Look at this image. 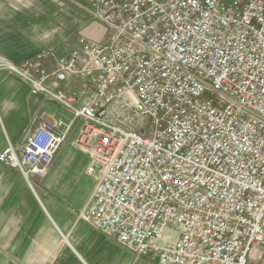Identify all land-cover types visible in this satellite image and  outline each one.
<instances>
[{
  "label": "built area",
  "instance_id": "1",
  "mask_svg": "<svg viewBox=\"0 0 264 264\" xmlns=\"http://www.w3.org/2000/svg\"><path fill=\"white\" fill-rule=\"evenodd\" d=\"M66 59L0 71L71 112L25 131L0 162L44 177L76 120L94 189L79 219L157 264H264V0H85ZM79 82L62 91L59 83ZM171 228L173 243L158 241Z\"/></svg>",
  "mask_w": 264,
  "mask_h": 264
},
{
  "label": "crops",
  "instance_id": "2",
  "mask_svg": "<svg viewBox=\"0 0 264 264\" xmlns=\"http://www.w3.org/2000/svg\"><path fill=\"white\" fill-rule=\"evenodd\" d=\"M80 2V3H79ZM70 11L65 0H0V57L13 63L49 52L66 59L80 38L105 42L110 30ZM84 2V3H83ZM58 90L79 88L70 80ZM71 112L45 94L29 95L26 84L0 71V155L9 145L21 150V133L29 124L68 121ZM82 125L70 136L47 174L26 181L20 171L0 162V264H157L106 238L79 219L94 189L87 170L91 160L74 146ZM171 228L158 241L173 243Z\"/></svg>",
  "mask_w": 264,
  "mask_h": 264
},
{
  "label": "rangeland",
  "instance_id": "3",
  "mask_svg": "<svg viewBox=\"0 0 264 264\" xmlns=\"http://www.w3.org/2000/svg\"><path fill=\"white\" fill-rule=\"evenodd\" d=\"M67 2V6L70 8V11L76 13V14H81L80 13V10L78 9V6H76L75 3L79 2V0H65ZM80 3V2H79ZM84 3V2H83ZM82 15V14H81ZM19 80V79H18ZM34 128V124H29L27 126V128H25V130L21 133L20 137L23 138L24 134H25V131L27 130H32ZM22 141V140H21ZM22 146V145H21ZM12 147V146H11ZM8 148V147H7ZM5 148V150L7 149ZM12 149L15 151L16 154H19L20 151H17L14 147H12ZM4 150V151H5ZM3 151V152H4ZM2 154V153H1ZM85 155V154H84ZM86 156V155H85ZM88 157V156H86ZM89 158V157H88ZM33 178H30L29 181H31ZM163 242H168L167 240H162ZM169 243V242H168Z\"/></svg>",
  "mask_w": 264,
  "mask_h": 264
}]
</instances>
